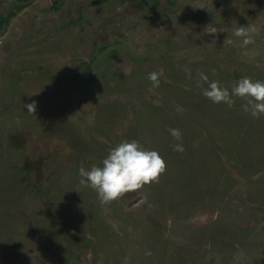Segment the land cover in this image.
I'll use <instances>...</instances> for the list:
<instances>
[{"label": "rangeland", "instance_id": "obj_1", "mask_svg": "<svg viewBox=\"0 0 264 264\" xmlns=\"http://www.w3.org/2000/svg\"><path fill=\"white\" fill-rule=\"evenodd\" d=\"M242 76L264 0H0V264H264V115L203 95ZM132 139L167 169L101 204L78 170Z\"/></svg>", "mask_w": 264, "mask_h": 264}, {"label": "clouds", "instance_id": "obj_2", "mask_svg": "<svg viewBox=\"0 0 264 264\" xmlns=\"http://www.w3.org/2000/svg\"><path fill=\"white\" fill-rule=\"evenodd\" d=\"M257 31L252 26H239L234 35L244 37L243 43L248 45L254 43L253 37ZM162 75V69L148 74L153 87H159V77ZM200 79L208 82V77L204 73H200ZM203 95L213 103H226L229 107L234 104L232 96H236L246 101L242 105L245 113L257 118L264 115V81L262 80L242 76L231 92L222 87L218 81H211L203 91ZM36 103L33 100L25 105L29 113L36 112ZM170 134L175 140H182L179 129H171ZM173 150L183 152L185 149L182 144H175ZM166 169L167 163L157 150L146 149L137 140L132 139L123 140L111 148L102 160V166L93 165L90 170L81 167L78 174L82 177L81 184H86L97 192L101 204H110L128 193L139 191L145 185L158 183Z\"/></svg>", "mask_w": 264, "mask_h": 264}, {"label": "trees", "instance_id": "obj_3", "mask_svg": "<svg viewBox=\"0 0 264 264\" xmlns=\"http://www.w3.org/2000/svg\"><path fill=\"white\" fill-rule=\"evenodd\" d=\"M7 20H8V19H7ZM7 20H6V21H7Z\"/></svg>", "mask_w": 264, "mask_h": 264}]
</instances>
